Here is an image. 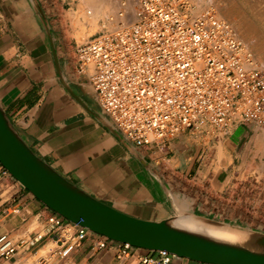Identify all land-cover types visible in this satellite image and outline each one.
Here are the masks:
<instances>
[{
	"label": "crops",
	"instance_id": "crops-1",
	"mask_svg": "<svg viewBox=\"0 0 264 264\" xmlns=\"http://www.w3.org/2000/svg\"><path fill=\"white\" fill-rule=\"evenodd\" d=\"M84 5L0 0V101L25 141L70 181L128 214L160 219L194 212L263 222L264 130L235 122L187 130L164 148L128 141L100 105L93 67L80 69L78 46L101 31L79 14ZM47 214L13 177L0 178V235L22 240L42 232L45 247L56 242ZM95 240L90 234L53 264H145L143 255H158L136 249L118 257L115 247L98 249ZM18 260L0 257V264ZM171 264L198 263L175 258Z\"/></svg>",
	"mask_w": 264,
	"mask_h": 264
},
{
	"label": "built area",
	"instance_id": "built-area-1",
	"mask_svg": "<svg viewBox=\"0 0 264 264\" xmlns=\"http://www.w3.org/2000/svg\"><path fill=\"white\" fill-rule=\"evenodd\" d=\"M109 20L115 26L81 43L77 54L82 71L93 67L100 105L128 141L164 148L167 139L187 130H222L235 122L264 130V60L212 3L136 0L131 13L121 11ZM9 176L0 163V178ZM47 210L57 246L31 260L42 249L45 234L15 240L5 233L0 235V257L19 256L15 264H52L67 259L90 234L96 236V248L115 247L118 257L140 249ZM157 253L143 255V263L171 264L179 258Z\"/></svg>",
	"mask_w": 264,
	"mask_h": 264
},
{
	"label": "water",
	"instance_id": "water-1",
	"mask_svg": "<svg viewBox=\"0 0 264 264\" xmlns=\"http://www.w3.org/2000/svg\"><path fill=\"white\" fill-rule=\"evenodd\" d=\"M0 163L47 208L116 242L146 251H166L197 263L264 264V230L250 224L194 212L149 219L128 214L98 199L32 149L1 101ZM184 217L225 227L241 237L220 238L186 227L178 221Z\"/></svg>",
	"mask_w": 264,
	"mask_h": 264
},
{
	"label": "rangeland",
	"instance_id": "rangeland-1",
	"mask_svg": "<svg viewBox=\"0 0 264 264\" xmlns=\"http://www.w3.org/2000/svg\"><path fill=\"white\" fill-rule=\"evenodd\" d=\"M84 9L79 14L85 17V22H96L97 31L112 29L114 22L110 23L111 15H119L123 13H131L135 6L136 0H82ZM201 5L212 3L218 10L219 15L230 21L237 29L239 35L245 40L248 47L260 58L264 60V0H199ZM92 3V4H91ZM97 5L101 6L100 14L97 12ZM90 11V12H89ZM92 12V13H91ZM77 14V13H76ZM100 20V22H99ZM75 26L82 24L76 16ZM80 35V33H78ZM79 37V36H78ZM88 41V40H87ZM86 42V41H84ZM83 43V42H82ZM259 204V203H258ZM262 211H264V202ZM254 204L248 205L247 210L253 212ZM249 224L264 230L263 222H252ZM57 246L56 242L47 245L46 250L40 249L39 252L31 259H37L41 255H46L49 251ZM53 264V263H52Z\"/></svg>",
	"mask_w": 264,
	"mask_h": 264
},
{
	"label": "bare ground",
	"instance_id": "bare-ground-1",
	"mask_svg": "<svg viewBox=\"0 0 264 264\" xmlns=\"http://www.w3.org/2000/svg\"><path fill=\"white\" fill-rule=\"evenodd\" d=\"M100 9H101V6L97 5V12H99ZM178 221H179V224L181 225H184L186 227H190L192 229H196V230H199V231H202L207 234L217 236L220 238L238 239L241 237L240 234H238L237 232L229 230L225 227L217 226L214 224H208L203 221L196 220V219L184 217V218L179 219ZM42 250H46V248L45 249L43 248Z\"/></svg>",
	"mask_w": 264,
	"mask_h": 264
}]
</instances>
